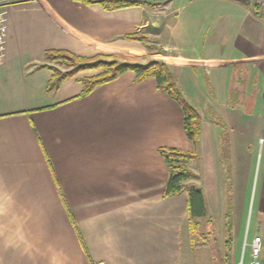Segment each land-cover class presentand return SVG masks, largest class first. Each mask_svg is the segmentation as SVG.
I'll return each mask as SVG.
<instances>
[{
  "label": "crops",
  "instance_id": "obj_1",
  "mask_svg": "<svg viewBox=\"0 0 264 264\" xmlns=\"http://www.w3.org/2000/svg\"><path fill=\"white\" fill-rule=\"evenodd\" d=\"M0 8L7 17L0 264H220L206 243L211 238L197 235L193 246L190 187L204 194L206 215L198 221L214 230L219 251L230 238L232 264H251L250 243L264 229V219L247 224L254 132L247 113L228 100L250 90L264 101V12L257 4L138 0L107 8L79 0H0ZM135 32L148 36L152 53L126 37ZM58 49L86 58L164 60L200 114L198 139L187 136L183 107L159 91L154 77L137 82L127 70L83 95L82 78L102 71L86 69L49 90L50 65L60 67L45 53ZM164 147L198 154L183 190L171 196L164 195ZM258 179L264 212V172Z\"/></svg>",
  "mask_w": 264,
  "mask_h": 264
},
{
  "label": "trees",
  "instance_id": "obj_2",
  "mask_svg": "<svg viewBox=\"0 0 264 264\" xmlns=\"http://www.w3.org/2000/svg\"><path fill=\"white\" fill-rule=\"evenodd\" d=\"M84 3H100L107 8H118L129 6L138 3V0H79ZM128 39L140 40L145 44L148 41V36L142 32L127 34ZM150 52L155 48L153 45L146 44ZM150 53V54H151ZM45 58L48 61L55 62L66 66V69H60L50 65L55 73L54 78L49 84L48 89L53 90L67 78H70L78 72L86 69H98L102 71L91 77L82 78L84 89L83 95L91 92L96 86L105 82L116 79L121 73L127 70H132L136 73V81H142L148 77H154L157 80L159 91L168 93L175 98L183 107L185 118V132L187 136L193 140H197L200 133L201 117L196 108L184 97L179 89L173 72L169 65L164 60L151 59L143 62L148 56H143L140 59L119 60L115 57H94L86 58L79 56L67 50H47ZM229 135L228 133L223 138L222 153L226 157L229 154ZM165 162L169 168V177L164 191L165 196H171L181 192L184 188V182L190 177L189 163L198 157L196 152L184 151L174 147L160 148ZM188 194V215L193 246H197L196 236L211 238L206 243L210 246L215 259L220 264H232L231 262V239H227V250L222 253L218 249L217 239L213 229L204 233L201 231V224L198 218L206 215L205 198L202 190L198 187H190L187 189Z\"/></svg>",
  "mask_w": 264,
  "mask_h": 264
},
{
  "label": "rangeland",
  "instance_id": "obj_3",
  "mask_svg": "<svg viewBox=\"0 0 264 264\" xmlns=\"http://www.w3.org/2000/svg\"><path fill=\"white\" fill-rule=\"evenodd\" d=\"M158 46L159 45H157V48H159ZM157 52H159V50ZM55 64H57L60 68L66 69V66H63L58 63H55ZM197 75L199 76L201 81H203L201 74L197 73ZM249 86L250 88L254 87V84L251 83ZM230 95H231V99L228 100L229 101L228 103L230 105H234V106L236 105L239 109H242L243 111L247 113L246 119L248 120V122L246 123L249 126V128L250 127L253 128L252 132H254L252 144L249 146V152L253 156L252 170H251V176H250L252 177L251 189H249V192L246 198L247 199L246 212H247V218H248L247 224L249 225L251 219L253 221L258 218L260 220L264 219V212L259 210L261 181L258 179V176L259 177L262 176L264 172V105H263L264 101L260 99L261 94L258 97L256 96V94H254V92L250 90H248L246 93H242V94L238 93L236 96L234 95V97L232 94ZM186 99L188 101H191L189 98H186ZM223 131L225 132L226 129H223ZM251 228L253 230L254 228L253 224ZM246 229H247V225H246ZM201 231L207 233V226H206L205 221H203L202 223ZM260 234L263 240L261 256L264 259V229L260 232ZM198 240L202 241L203 238L199 236ZM250 241H251V236L248 239V243H250ZM245 254H246L245 258L247 260L248 255H249V247H247V249L245 250ZM242 255H243V252H242ZM240 259H241V251L239 250L238 260Z\"/></svg>",
  "mask_w": 264,
  "mask_h": 264
},
{
  "label": "built area",
  "instance_id": "obj_4",
  "mask_svg": "<svg viewBox=\"0 0 264 264\" xmlns=\"http://www.w3.org/2000/svg\"><path fill=\"white\" fill-rule=\"evenodd\" d=\"M257 4L259 10L264 12V0H250ZM6 37H7V17L6 10L0 8V60L5 57L6 52ZM262 237L256 235L250 243L251 264H264V259L261 256Z\"/></svg>",
  "mask_w": 264,
  "mask_h": 264
},
{
  "label": "water",
  "instance_id": "obj_5",
  "mask_svg": "<svg viewBox=\"0 0 264 264\" xmlns=\"http://www.w3.org/2000/svg\"><path fill=\"white\" fill-rule=\"evenodd\" d=\"M243 2H246V3H250V0H241Z\"/></svg>",
  "mask_w": 264,
  "mask_h": 264
}]
</instances>
